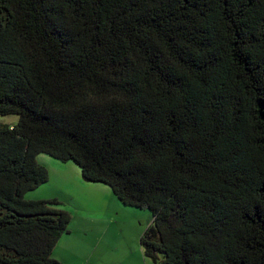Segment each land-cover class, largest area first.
Masks as SVG:
<instances>
[{
  "label": "trees",
  "instance_id": "1",
  "mask_svg": "<svg viewBox=\"0 0 264 264\" xmlns=\"http://www.w3.org/2000/svg\"><path fill=\"white\" fill-rule=\"evenodd\" d=\"M0 264H60L45 154L148 209L155 264H264V0H0Z\"/></svg>",
  "mask_w": 264,
  "mask_h": 264
},
{
  "label": "rangeland",
  "instance_id": "2",
  "mask_svg": "<svg viewBox=\"0 0 264 264\" xmlns=\"http://www.w3.org/2000/svg\"><path fill=\"white\" fill-rule=\"evenodd\" d=\"M18 122L16 115L0 116V128ZM37 162L48 170L49 180L26 198L54 200L57 204L50 208L71 216L69 233L53 251L55 260L60 264H155L145 258L140 244L153 221L148 209L123 205L109 186L85 181L72 162L45 154L37 156Z\"/></svg>",
  "mask_w": 264,
  "mask_h": 264
},
{
  "label": "crops",
  "instance_id": "3",
  "mask_svg": "<svg viewBox=\"0 0 264 264\" xmlns=\"http://www.w3.org/2000/svg\"><path fill=\"white\" fill-rule=\"evenodd\" d=\"M54 253V252H53Z\"/></svg>",
  "mask_w": 264,
  "mask_h": 264
}]
</instances>
